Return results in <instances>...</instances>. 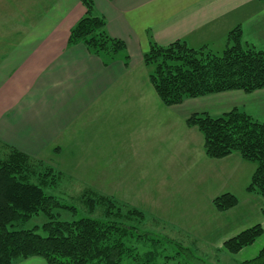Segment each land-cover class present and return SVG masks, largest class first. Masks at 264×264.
Instances as JSON below:
<instances>
[{
	"label": "crops",
	"instance_id": "obj_1",
	"mask_svg": "<svg viewBox=\"0 0 264 264\" xmlns=\"http://www.w3.org/2000/svg\"><path fill=\"white\" fill-rule=\"evenodd\" d=\"M92 1L109 36L125 44L127 66L122 57L106 66L83 45H68L85 14L81 0H0V142L55 169L78 192L87 188L142 211L171 237L223 250L254 226L252 211L264 227V202L255 194L227 211L214 207L216 197L232 194L244 160L237 153L208 158L202 134L185 123L192 114L218 117L237 108L264 124V88L167 108L142 59L150 44L178 40L218 54L236 27L243 45L264 52V2ZM122 169L132 176L122 178ZM255 243L235 255L224 252L237 263L250 260L259 253ZM15 264L46 262L31 257Z\"/></svg>",
	"mask_w": 264,
	"mask_h": 264
},
{
	"label": "trees",
	"instance_id": "obj_2",
	"mask_svg": "<svg viewBox=\"0 0 264 264\" xmlns=\"http://www.w3.org/2000/svg\"><path fill=\"white\" fill-rule=\"evenodd\" d=\"M81 3L85 14L69 31L68 45H83L106 66L120 57L127 66L129 57L123 41L109 36L105 19L94 13L92 0ZM142 59L155 94L167 108L186 99L264 88V52L243 45L239 27L227 34L225 48L218 54L207 46L193 49L178 40L166 46L150 44ZM185 123L202 134L208 158L223 159L237 153L244 161L254 163L246 192L264 202V124L237 108L218 117L192 114ZM62 179L55 169L0 142V264H15L31 257H39L46 264H124L128 259L135 264H151L160 254L168 264L180 253L165 255V246H175L198 264H206L183 247V242L195 241L171 237L167 226L158 220L87 188L78 192L72 184L68 186L75 191L70 199L78 202L87 215L70 221L61 219L64 211L78 213L56 195ZM212 203L223 212L234 208L238 200L224 193ZM261 214L264 217V204ZM38 216L45 218L40 228L19 227ZM39 229L41 234L37 233ZM263 233L264 228L257 224L228 239L223 250L213 249L217 256L209 258L211 264H264V247L256 257L243 262L219 259L225 252L235 255L252 246Z\"/></svg>",
	"mask_w": 264,
	"mask_h": 264
},
{
	"label": "rangeland",
	"instance_id": "obj_3",
	"mask_svg": "<svg viewBox=\"0 0 264 264\" xmlns=\"http://www.w3.org/2000/svg\"><path fill=\"white\" fill-rule=\"evenodd\" d=\"M224 49V48H223ZM222 49L219 50V53H221ZM243 165H240L238 167L237 172L235 173V177L233 179V181L230 184V189L229 191L232 193V195H234L239 201L243 202L246 198L249 197V195L246 192V188L250 182V178L252 173L254 172L255 169V164L252 162H247V161H243L242 163ZM105 170V174H107V171L112 169L109 167V165L105 166V168H101ZM121 177H124V174L126 177H130L132 176V172H130L129 169H126L122 172H120ZM130 182L132 180H129ZM124 182V180H123ZM70 184H67V182H62L61 186L58 187V189L55 191L56 195L65 200L66 203L68 204V206H73L77 209V214H71V212L67 211L62 214L61 219L66 220V221H70V220H74L77 219L79 217H83L86 216V212L84 211V209L82 208V206H80L78 204V202L73 201V199H70V196L75 194V191H72V189H70L68 186ZM77 193V192H76ZM245 217L247 216L244 215ZM243 216L240 215L238 218H242ZM249 219H251V223L252 225H257L261 223V215L257 214L255 215L254 212H251V215H249ZM45 222V218L43 216H38L33 218L32 220H30L28 223L19 226L21 227V229H33L34 227H38L40 228V226ZM263 225V224H261ZM264 228V227H263ZM38 234H41L40 229L37 230ZM185 246V248H188L191 253L194 255V257L201 259L203 262H205L206 264H211L212 260H210L209 258L212 257V259H215L214 257L217 256V254H215V251L210 248V247H204L198 244V242L193 243L191 241H185L183 242ZM264 247V233L263 235L258 238L256 240V243L254 245V247H252V250L255 249H259L258 252ZM149 251V250H148ZM175 252L180 253V255L176 258V260L174 261H170L168 264H198L197 262L193 261V259H191L188 254L184 251H180L177 247H167L165 246V255H173ZM139 254H144L141 250H139ZM229 255H221V257L219 259H222L224 262L227 263H233V260H229L231 257H228ZM229 258V259H228ZM165 263V259L163 258V255H157L153 258V261L151 264H164ZM223 263V262H220ZM124 264H135V262H133L132 260L128 259L126 261H124Z\"/></svg>",
	"mask_w": 264,
	"mask_h": 264
}]
</instances>
